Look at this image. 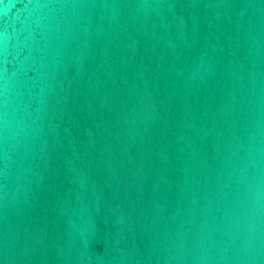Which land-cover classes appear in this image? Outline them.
I'll list each match as a JSON object with an SVG mask.
<instances>
[{
    "label": "water",
    "instance_id": "1",
    "mask_svg": "<svg viewBox=\"0 0 264 264\" xmlns=\"http://www.w3.org/2000/svg\"><path fill=\"white\" fill-rule=\"evenodd\" d=\"M0 264H264V0H0Z\"/></svg>",
    "mask_w": 264,
    "mask_h": 264
}]
</instances>
